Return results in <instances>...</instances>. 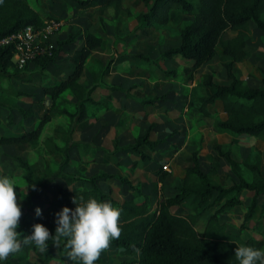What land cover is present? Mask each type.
<instances>
[{"label": "trees", "instance_id": "obj_1", "mask_svg": "<svg viewBox=\"0 0 264 264\" xmlns=\"http://www.w3.org/2000/svg\"><path fill=\"white\" fill-rule=\"evenodd\" d=\"M69 1L80 9H110L113 22L121 15L127 17L131 15L130 10L123 5V0ZM141 2L144 9L133 16L134 31L166 26L171 10H178L191 15L192 18L177 26L178 43L176 45L161 51L156 58L138 53L135 56L136 64L146 66L149 70L157 69L164 79H177L179 74L175 70L162 69L158 63L180 57L186 61L188 68L181 82L189 84L195 70L216 55L217 62L224 71L225 83L214 81L212 72L203 74L201 80L191 86L190 91L193 95L187 102L188 106L202 116H210L216 110L215 103L218 102L224 117L213 121L212 127L216 133H228L234 137H255L264 143V56L262 66L259 68L260 79L258 85L254 87H249L245 80L236 77L233 71V64L241 62L247 56L245 46L251 34V26L264 34V0H141ZM50 18L47 15L40 16L27 0H2L0 2V38L27 25L39 28L43 26L44 20ZM225 31H230L233 35L224 38ZM78 33L79 31L68 33L64 39L57 40L51 55L34 59L32 64L35 70L27 74L24 72L26 64L22 67L13 65L12 46H0V105L7 107L9 111L6 116L8 124L12 119L10 107L15 105L11 97H26L32 103L38 102L40 98L15 89L9 84L2 87V81L17 77L22 82H30L33 74L44 77L46 67L54 62L61 47L75 43ZM101 41V36L88 31L84 32L78 59L72 70L56 83L41 84L42 92L49 99L47 110L31 128H22L17 134H0V145L25 143L35 145L44 124L49 121V112L56 109V101L64 91H68L75 99L76 114H71L65 109L57 111L65 114L69 120L75 116L77 120L85 119L90 106L108 108L111 92L121 88L101 82L105 71L103 68L91 74V84L88 87L78 82L84 61L93 49L100 46ZM216 48L219 52H216ZM207 89L211 92H206ZM94 92L98 93L96 99L92 97ZM161 99V96H153L149 99L135 100L140 105L146 106ZM14 109L21 118L33 115L30 106L27 108L15 106ZM151 128L152 125L149 124L141 134L134 136L130 143L118 145L115 141L111 150L102 148L100 150L109 155L121 152L134 154L136 158L132 159L130 164V167L134 168L137 161L151 160L150 155L142 150L152 152L159 143L158 140L151 139ZM53 133L63 140L64 149L74 147L82 153H87L92 148L81 142H71L68 145L67 130L63 131L56 127ZM53 133L51 136H44L41 140L49 154L61 149L55 144ZM213 150L223 158L232 173L233 180L229 186L219 184L211 177V174L200 168L197 146L190 151L189 163L183 167V176L176 192L158 201L152 210H149L148 198L124 176L102 170L90 175L75 172L71 177L79 180L81 186L73 189L58 188L44 205L35 207L40 209V216L36 215V209L31 210L29 207L20 205L22 216L17 231L23 235H31L32 226L41 224L48 229L50 236H54L55 214L64 207L75 209L76 205L72 203L73 198L82 196L84 201L94 198L100 202H110L113 207L121 210L119 223L122 234L119 240L112 242L111 247L121 248L131 257L118 264H239L235 258L237 246L243 245L259 250H263L264 246V228L260 232V238L253 236L241 238L239 234L246 228V222L253 214L256 198L264 194V174L260 170V152L255 150L236 160L231 156L227 146L215 144ZM13 159L22 171L23 181L29 187L35 186V190L30 187L32 191L40 190L51 176L48 166L40 169L36 163H29L18 156H14ZM161 165L158 163L152 170L157 182H163L167 175ZM112 179L127 185L133 191L132 196L118 202L109 193L103 192L98 182ZM241 190L250 191L251 197L238 228L230 230L221 217L239 204L238 194ZM189 196L197 200L191 212L180 213L171 210V208H178ZM47 244L54 245V240L50 239ZM63 244L62 238L61 246L56 247L58 256L66 258L61 264H74L67 259ZM133 245L140 249L139 254L133 251ZM34 247L32 244L22 245L19 252L9 256L1 264H14L11 259L17 260L16 257L23 261ZM38 256L41 264H49L50 256L40 254ZM95 264L104 263L99 257Z\"/></svg>", "mask_w": 264, "mask_h": 264}, {"label": "rangeland", "instance_id": "obj_2", "mask_svg": "<svg viewBox=\"0 0 264 264\" xmlns=\"http://www.w3.org/2000/svg\"><path fill=\"white\" fill-rule=\"evenodd\" d=\"M27 1L40 16L48 15L61 22L54 36L55 44L57 40L64 39L68 33L77 31L79 33L75 38L76 43L63 45L54 63L47 66L44 71L46 79L35 76L31 82H22L17 77H11L2 81V87L9 84L27 93L35 92L41 100L32 103L26 97H11L15 105L10 107L12 117L10 124L6 122L9 112L7 107L0 105V134H14L22 127H32L47 110L49 100L42 93L39 85L45 81L56 83L72 70L79 55V41L87 30L91 32L97 30L101 34L102 41L84 61L78 82L88 87L91 84V74L103 68L105 72L101 82L118 86L121 90H114L111 93L112 99L107 109L90 106L87 109V117L83 120H77L76 116L69 120L65 114L58 113L57 110L65 109L71 114H76L75 99L68 91H64L56 101V109L50 111L49 121L43 126L35 145H0V177L7 176L14 180L19 205L35 210L36 206L44 205L58 188L73 189L81 186L79 180L71 177L75 172L90 175L102 170L126 177L141 194L148 198L149 210H152L158 201L176 192L183 176V167L189 163L190 151L197 146L200 168L211 174V177L223 186H229L233 177L227 163L213 150L215 144L229 147L231 156L236 160L258 150L260 170L264 174V143L261 140L255 137H234L228 133H216L212 123L215 119L224 117L218 102L215 103L216 110L210 116L200 115L187 104L193 95L190 91L191 86L197 84L203 74L212 72L214 81L225 83L224 71L219 66L216 55L195 70L189 84L181 82L188 68L186 61L180 57L158 64L162 69L175 70L179 74L177 79H164L157 69L149 70L146 66L136 64L135 56L138 53L156 58L161 51L176 45L177 26L189 21L191 15L171 10L166 26L134 31L133 16L144 9L141 0H123V5L130 10L131 15L128 17L121 15L115 22L112 21L110 9H80L69 0ZM52 14L61 17H53ZM232 35V32L225 31L223 37L228 38ZM245 50L247 56L233 65V71L236 77L245 80L249 87H254L258 85L260 79L259 68L262 66L264 56V34L254 26H251V34L246 40ZM216 52H219L218 48ZM34 70L31 63L26 66L24 72L27 74ZM206 92L211 90L207 89ZM97 96V92L92 93L94 99ZM153 96H161L162 99L144 107L135 100L149 99ZM15 106L21 108L30 106L33 110L32 117L21 118L16 113ZM149 124L152 125L151 139L159 141L154 151L142 150L150 155V161H137L132 168L130 164L131 160L136 158L134 154L121 152L109 155L100 150V148L111 150L115 141L118 145L132 142L134 136L141 134ZM56 127L69 132L68 145L71 142H81L90 145L92 150L82 153L74 147L64 149L63 140L53 133ZM52 133L55 144L61 149L49 154L41 140L42 137L51 136ZM14 156L29 163H36L40 169L48 166L51 176L40 190L32 191L23 181L22 171L13 159ZM158 163L162 164L163 170L167 172L163 182H157L152 174ZM98 186L118 202L133 194L127 185L116 179L100 181ZM250 197V191L241 190L238 194L239 204L222 215L221 220L230 230L238 228ZM196 201V198L189 196L178 208L171 210L180 213L191 212ZM263 228L264 194H261L256 198L253 214L246 222V228L239 234L241 238L249 236L260 238ZM262 249L264 250V246ZM39 254L50 256L49 264H61L66 260L65 257L58 256L56 247L52 245L43 253L34 247L23 261L18 260V257L17 260L12 258L11 261L14 264H41ZM130 257L126 251L114 247H110L100 256L104 264H118L127 261ZM2 262L0 261V264Z\"/></svg>", "mask_w": 264, "mask_h": 264}, {"label": "clouds", "instance_id": "obj_3", "mask_svg": "<svg viewBox=\"0 0 264 264\" xmlns=\"http://www.w3.org/2000/svg\"><path fill=\"white\" fill-rule=\"evenodd\" d=\"M30 187L35 190L34 185ZM15 189L13 179L0 177V261H6L9 256L19 252L22 245L32 244L43 253L48 248L47 241L52 239L54 246L60 247L63 238L69 261L74 264H95L112 242L121 237V210L110 202H100L94 198L84 201L82 196L73 198L72 203L76 205L74 210L64 207L55 214L54 236H50L48 229L41 224L32 226L31 235H23L17 231L22 211ZM35 211L37 216L41 215L39 208ZM132 249L139 254L140 249L135 245ZM235 258L239 264H264V250L237 246Z\"/></svg>", "mask_w": 264, "mask_h": 264}, {"label": "built area", "instance_id": "obj_4", "mask_svg": "<svg viewBox=\"0 0 264 264\" xmlns=\"http://www.w3.org/2000/svg\"><path fill=\"white\" fill-rule=\"evenodd\" d=\"M61 22L50 18L43 21V26L34 28L24 26L20 30L0 38V46L11 45V61L13 65L22 67L29 65L38 57L51 55L55 47L54 36ZM74 210V209H73Z\"/></svg>", "mask_w": 264, "mask_h": 264}, {"label": "crops", "instance_id": "obj_5", "mask_svg": "<svg viewBox=\"0 0 264 264\" xmlns=\"http://www.w3.org/2000/svg\"><path fill=\"white\" fill-rule=\"evenodd\" d=\"M105 10H106V9H105ZM99 11H100V10H99ZM52 15H53V17H58V18L61 17V16H58V15H55V14H52ZM47 16H48V15H47ZM87 31H88V32H91V30H87ZM91 33H93V34H95V35H99V36H101V34H100L99 32H97V30L92 31ZM229 37H230V36H229ZM79 42H80L79 45L81 46L82 43H83V38H82L81 41H79ZM75 43H76V41H75ZM80 46H79V49H80ZM60 50H61V49H60ZM173 60H174V59H173ZM53 63H54V62H53ZM53 63H51V65H52ZM237 63H238V62H237ZM158 64H159V63H158ZM235 64H236V63H234L233 65H235ZM49 65H50V64H49ZM46 68H47V67H46ZM45 71H46V69H45ZM68 72H69V71H67V73H68ZM81 72H82V71H81ZM104 72H105V71H104ZM67 73H66V74H67ZM80 75H81V74H80ZM35 76H39L41 79H42V78L46 79V74H45V73H44V77H43V76H40V75H37V74H35V75L33 74V75H32V79H31V81H33V79H34ZM79 77H80V76H79ZM14 78H15V77H14ZM61 79H63V78H60L59 80H61ZM31 81H30V82H31ZM41 84H51V83H48V81L41 82L40 85H39L40 88H41ZM106 85H111V84H106ZM85 87H87V86H85ZM15 89H16V88H15ZM18 90H19V89H18ZM41 91H42V89H41ZM112 92H113V91H112ZM112 92H111V93H112ZM42 93H43V92H42ZM30 94H34L35 96H37V98H40V97L38 96V93H35V92H34V93H30ZM43 94H44V93H43ZM46 96H47V95H46ZM47 99H48V97H47ZM111 99H112V97H111ZM40 100H41V98H40ZM40 100H39V101H40ZM48 100H49V99H48ZM39 101H38V102H39ZM38 102H37V103H38ZM143 107H144V106H143ZM49 113H50V112H49ZM41 115H42V114H41ZM27 118H29V117H27ZM38 119H39V118H38ZM38 119H37V120H38ZM36 122H37V121H36ZM36 122H35V123H36ZM46 123H47V122H46ZM44 125H45V124H44ZM22 128H23V127H22ZM22 128H21V129H22ZM30 128H31V127H30ZM25 129H29V128H25ZM20 131H21V130H20ZM20 131H18V132H20ZM18 132H15L14 134H17ZM39 136H40V135H39ZM57 137H58V136H57ZM42 138H43V137H42ZM58 138H59V137H58ZM38 139H39V137H38ZM37 141H38V140H37ZM25 144H27V143H25ZM28 145H29V144H28ZM100 149H101V148H100ZM91 150H92V148H91Z\"/></svg>", "mask_w": 264, "mask_h": 264}]
</instances>
